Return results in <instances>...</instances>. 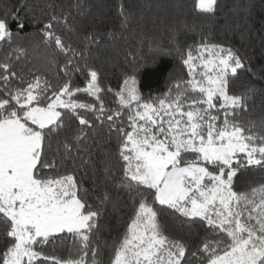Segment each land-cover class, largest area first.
<instances>
[{
  "label": "snow or ice",
  "instance_id": "1",
  "mask_svg": "<svg viewBox=\"0 0 264 264\" xmlns=\"http://www.w3.org/2000/svg\"><path fill=\"white\" fill-rule=\"evenodd\" d=\"M28 7L0 0V264H264V117L258 130L242 119L264 87L241 79L257 76L249 58L201 41L179 50L187 79L174 94L146 98L126 73L109 107L90 63L97 34L73 46L56 30L75 31L68 14L29 18ZM195 7L215 15L219 0ZM119 13L127 25L130 9ZM29 24L65 57L49 61L51 77L17 68ZM68 240V256L53 254Z\"/></svg>",
  "mask_w": 264,
  "mask_h": 264
},
{
  "label": "trees",
  "instance_id": "2",
  "mask_svg": "<svg viewBox=\"0 0 264 264\" xmlns=\"http://www.w3.org/2000/svg\"><path fill=\"white\" fill-rule=\"evenodd\" d=\"M15 3L16 0H8ZM77 0H28L26 12L29 18L34 14L44 19L52 14H68L70 31L63 23L56 26L58 34L73 46L81 44L83 37L95 32L97 42L90 46V63L102 72L101 84L111 88L112 92L104 96L106 105L116 107L114 95L122 87V78L135 74L140 82L144 97H158L169 89L173 94V85L187 79L182 64L183 55L179 50L194 47L201 41L216 42L233 47L248 57V65L257 76L244 70L241 79H253L257 88L264 87V0H219L215 15H204L196 10V0H79L80 7H72ZM124 3L131 12L127 25L122 23L119 7ZM247 6L240 10L239 6ZM38 27L29 24L22 36L28 37L24 47L28 49L24 59L17 65L25 73L40 69L45 76L56 72L55 65H49L54 56L63 61L64 55L53 47H45L36 33ZM112 33V35H108ZM3 53L0 52V58ZM153 62L136 72V64L142 61ZM74 82L85 86V77L77 74ZM92 102L90 97H81ZM264 117V95L257 93L249 102V112L242 117L247 124L257 122ZM261 173H253V186H257ZM85 186H89L88 183ZM118 222L109 217L103 235L106 239L117 235L113 225ZM194 231H198L194 229ZM72 249L70 240L60 243L53 254L66 257ZM52 251V250H50Z\"/></svg>",
  "mask_w": 264,
  "mask_h": 264
}]
</instances>
